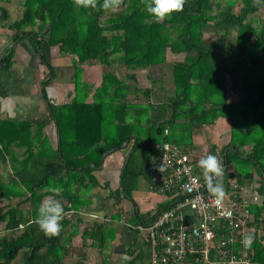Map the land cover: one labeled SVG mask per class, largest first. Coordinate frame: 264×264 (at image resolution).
<instances>
[{
    "label": "trees",
    "instance_id": "1",
    "mask_svg": "<svg viewBox=\"0 0 264 264\" xmlns=\"http://www.w3.org/2000/svg\"><path fill=\"white\" fill-rule=\"evenodd\" d=\"M22 7L21 18L7 25L13 40L46 41L74 56L76 96L72 103L53 107L48 118L37 122L44 126L55 121L60 138L49 159L26 162L28 171L32 164L40 173L18 174L0 192V199L30 202L27 212L11 202L0 208L6 231L0 236V264H59L78 234L80 211L92 203L91 191L107 188L94 172L125 143L130 152L125 169L122 166L120 194L134 204L139 180L149 179L152 143L167 140L194 148L202 128L219 118L230 123L227 142L220 148L228 169L235 164L244 176L255 170L264 183V21L258 25L255 18L264 12V6L254 7L253 0H186L183 11L172 13L163 22L146 11L142 0H123L116 11L77 7L74 0H22ZM0 10V20L7 21L8 10L3 6ZM232 26L237 28L236 45L228 57L226 31ZM207 33L219 36L207 40ZM179 54L184 59L173 62L172 56ZM11 58L12 54L3 59L5 70ZM93 63L104 68L96 89L82 80V66ZM164 67L170 71L174 93L166 101H156L151 87L139 85L137 71L149 74V70ZM230 89L238 94L236 101H230ZM131 95L136 102L129 101ZM30 126L32 123L0 121V162L4 161L2 149L13 142L12 137L7 142L1 137L3 130L11 136ZM166 129L169 134L163 138ZM49 185L61 189L56 197L65 212L62 231L55 237L46 236L34 222L41 201L52 195L43 191ZM76 185L87 195L75 193ZM251 211L254 240L248 259L251 264H264V194ZM150 216L135 210L129 220L133 250L128 264H150L152 245L138 229L151 222ZM111 219H122L120 207ZM81 236L73 264H86L91 251L101 257V264H110L104 252L116 239L115 228L95 222L87 224Z\"/></svg>",
    "mask_w": 264,
    "mask_h": 264
},
{
    "label": "crops",
    "instance_id": "2",
    "mask_svg": "<svg viewBox=\"0 0 264 264\" xmlns=\"http://www.w3.org/2000/svg\"><path fill=\"white\" fill-rule=\"evenodd\" d=\"M14 1L0 3V6L6 8L10 15L7 21L0 20V121L32 123V126L20 133L14 132L11 136L3 130L1 137L6 142L12 137L13 142L6 149H2L4 161L0 162V192H2L3 187L12 184L13 178L18 174H33L35 165L30 164L29 171L25 166L29 159L34 161L47 160L52 155V150L58 148L60 138L56 122L50 121L44 126L37 122L48 118L53 107L68 105L76 96L74 56L62 53L59 47L50 46L46 41L35 43L29 38L13 40V32L7 27V24L19 20L21 16L16 20L12 19L10 7H7L6 4L11 5ZM1 13L2 11L0 15ZM259 15L261 14L256 15L255 18L257 24L261 25L264 17L261 18ZM10 54H12L11 64L9 69L5 70L3 59ZM173 59L177 60L174 61ZM183 59L184 54L172 56L174 62ZM82 70L84 82L93 89L100 87L104 70L102 66L96 63L85 64L82 66ZM138 71L139 85L145 88L149 87L145 84V78L150 79L148 72L143 78L144 70ZM164 78L171 81L170 74ZM164 78L160 79V76H157L154 80L162 81ZM228 94L230 101L238 99V94L235 91L230 89ZM129 101L136 102L137 99L131 95ZM229 133L230 123L224 118H219L212 125L202 128L197 139L198 146L208 148L216 146L220 149L227 142ZM126 146L121 150L112 152L106 157L103 166L94 172L100 184L106 185L107 188L100 187L91 191L92 203L80 211L77 218L82 219V222L77 226L78 234L68 244V252L59 264L74 263V250L82 244V232L87 224L91 225L95 222H105L108 226L116 229V239L107 245L104 252L105 256H109L110 264H128L131 260L129 253L133 250L131 248L133 237L129 229V220L134 211L138 210L140 214H152L163 206L165 197L152 191L149 179L144 178L139 180L138 188L133 192L136 205L132 201H130L129 207L125 205L124 198L120 194V176L124 160L130 152ZM35 170V172L40 173L38 169ZM228 176L232 181L244 180L247 183H252L263 199L264 183L255 170L244 176L237 170L236 165L232 164L229 166ZM49 187L57 188L49 185L44 189ZM57 189L59 192L61 191L60 188ZM73 191L75 193L81 192L84 196L87 195L85 190L78 185L74 186ZM55 198L61 203L58 197ZM24 199H0V208L9 205L11 202L13 206L20 204L19 208L27 212L30 210V202ZM118 207L121 208L122 219L116 221L111 219V216L116 213ZM0 224L5 225L3 222ZM101 262V257L97 253L89 252L86 264H101Z\"/></svg>",
    "mask_w": 264,
    "mask_h": 264
},
{
    "label": "built area",
    "instance_id": "3",
    "mask_svg": "<svg viewBox=\"0 0 264 264\" xmlns=\"http://www.w3.org/2000/svg\"><path fill=\"white\" fill-rule=\"evenodd\" d=\"M168 134L166 129L162 137ZM152 150L149 185L165 197V206L151 214L147 226L138 227L152 245L150 264H251L242 241L252 234L251 208L262 202L255 186L229 178L220 149L184 148L164 140L153 142ZM207 154L223 160L226 196L220 204L208 192L198 167Z\"/></svg>",
    "mask_w": 264,
    "mask_h": 264
},
{
    "label": "clouds",
    "instance_id": "4",
    "mask_svg": "<svg viewBox=\"0 0 264 264\" xmlns=\"http://www.w3.org/2000/svg\"><path fill=\"white\" fill-rule=\"evenodd\" d=\"M74 3L77 7L85 9L116 11L120 8L123 0H103L102 4L100 0H74ZM142 3L146 11L154 16L157 22H163L172 13L183 11L186 0H142ZM253 6H264V0H253ZM198 167L202 170L208 192L215 198L216 203L220 204L226 196L223 184L225 169L222 158L216 154H207L199 159ZM162 170L160 169V171ZM44 191L52 193V195L46 196L41 201L34 222L46 236L55 237L62 231L61 221L65 215L64 207L55 198L59 195V189L49 187ZM253 240V235L248 234L242 243L245 248H251Z\"/></svg>",
    "mask_w": 264,
    "mask_h": 264
},
{
    "label": "rangeland",
    "instance_id": "5",
    "mask_svg": "<svg viewBox=\"0 0 264 264\" xmlns=\"http://www.w3.org/2000/svg\"><path fill=\"white\" fill-rule=\"evenodd\" d=\"M6 6L10 7V14L11 18L16 20L20 16H22V0H15L11 3V5L6 4ZM259 15L261 18L264 17V12L260 13ZM8 25V24H7ZM236 35H237V28L235 26L229 27L226 31V39H225V54L230 57L232 56L233 52L235 51V45H236ZM219 36V33H215L212 35L211 33H207L205 35L206 39H213L217 38ZM176 61L177 59H173ZM173 61V62H174ZM100 65V64H99ZM101 66V65H100ZM140 72V71H138ZM148 71L144 70L143 78L146 76ZM168 74H170V71L168 68L164 67L162 70L156 69V70H149V76L150 79H146L145 81L149 87H151L152 90V99L156 101H166L170 96L174 93V86L171 81H167L166 78ZM160 76V79L164 78V80L155 81V77ZM152 77V79H151ZM151 85V86H150ZM153 85V86H152ZM145 88V87H143ZM233 168V167H232ZM124 203L127 205V207L130 206V200L127 198H124ZM5 234L4 224H0V236Z\"/></svg>",
    "mask_w": 264,
    "mask_h": 264
},
{
    "label": "water",
    "instance_id": "6",
    "mask_svg": "<svg viewBox=\"0 0 264 264\" xmlns=\"http://www.w3.org/2000/svg\"><path fill=\"white\" fill-rule=\"evenodd\" d=\"M1 12V11H0ZM4 55V54H3ZM3 58H4V56H3ZM127 145V143H125L124 145H123V147H125ZM125 167H126V164H124V166H123V169H125ZM100 168V167H99Z\"/></svg>",
    "mask_w": 264,
    "mask_h": 264
}]
</instances>
